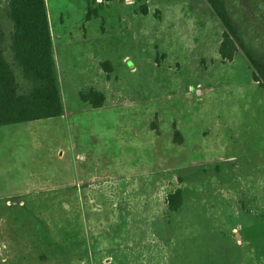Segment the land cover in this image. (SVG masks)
I'll list each match as a JSON object with an SVG mask.
<instances>
[{
    "label": "rangeland",
    "instance_id": "rangeland-1",
    "mask_svg": "<svg viewBox=\"0 0 264 264\" xmlns=\"http://www.w3.org/2000/svg\"><path fill=\"white\" fill-rule=\"evenodd\" d=\"M48 1L66 111L0 125V264H264V88L241 48L221 60L213 10L195 0ZM87 1L104 7L88 21ZM176 1L192 8L178 16ZM226 1L264 61V0ZM148 5L155 19V7L174 12L160 24L141 13ZM181 22L189 40L179 43ZM104 56L116 82L99 67ZM90 87L110 104L85 107L79 90ZM149 178H171L166 196L182 189V206H162ZM138 216L146 231L133 229Z\"/></svg>",
    "mask_w": 264,
    "mask_h": 264
},
{
    "label": "trees",
    "instance_id": "trees-1",
    "mask_svg": "<svg viewBox=\"0 0 264 264\" xmlns=\"http://www.w3.org/2000/svg\"><path fill=\"white\" fill-rule=\"evenodd\" d=\"M221 21L219 54L223 62L233 61L241 48L253 67V80L264 88V61L256 56L253 42H246L226 0H206ZM88 2V1H87ZM102 7L91 9L85 20L99 16ZM147 8L142 12L147 13ZM4 14L9 36L0 28V125L58 117L64 106L53 53L45 0H6ZM105 70L111 71L108 62ZM82 101L93 107L105 103V94L95 88L80 92ZM171 211L183 204L182 189L167 196Z\"/></svg>",
    "mask_w": 264,
    "mask_h": 264
},
{
    "label": "crops",
    "instance_id": "crops-1",
    "mask_svg": "<svg viewBox=\"0 0 264 264\" xmlns=\"http://www.w3.org/2000/svg\"><path fill=\"white\" fill-rule=\"evenodd\" d=\"M45 1H46V8H47L48 18H49V23H50V30H51L52 43H53V53H54L55 64H56V69H57V74H58V79H59V85H60V90H61V95H62V100H63V106H64V112L63 113H65V111H66L65 101H66V98H67V95H66L67 93L65 91L66 90V83H65L64 76L63 75L61 76V74H60L61 72H59V65H58L59 62H58V58H57V49H59L61 47V45H60V43H61V41H60V39H61V37H60L61 30H60L59 26L54 22V14L49 11V3H48L49 1L48 0H45ZM110 1L111 0H108L107 5L110 3ZM195 1L200 6L198 9L202 8L203 11H205L207 13V15L211 18V16L213 15L212 14V10L213 9L209 5V3L206 0H195ZM127 2L130 3L131 1L127 0ZM147 3L149 4L148 0H147ZM187 3H189V2H187ZM87 4H88V2H87ZM185 6L190 9V8H192V3H191V5L190 4H185L184 5V3H182V2L176 1L175 7L173 6V9H174V11L176 12V14L178 16L179 15L181 16V15H183L182 13L184 12V7ZM87 7H88V5H87ZM87 7H86V12H87ZM146 8L148 10L147 13L146 14L143 13V12H141V13H143L145 16H149L152 13V15H153V17L155 19L154 12H153L152 8L149 5ZM155 9H158V10L161 11V18L155 19L160 24H166V22H168L170 14L174 12L172 9H169V8L168 9L166 8L164 10V9L159 8V7H155ZM133 11L134 12H139V11H137V8H134ZM180 24H182V25L179 26L180 30H181L180 31V35L179 34L176 35V37L178 39H180V40H178L179 43H181L182 41L186 42L187 40H189V37H188V34H187V30H186V27H188V26L185 23H183V22H181ZM200 26L203 27V23H201ZM83 28L85 30V26L84 25H83ZM109 32H110V28L106 24V22H104L102 24V36H107ZM83 35H84V39H86V37H85L86 36V31H83ZM166 39H167L168 43L172 44L173 42H175V40L174 39L172 40V38L168 39V37H167ZM163 54L166 55L167 53L164 52ZM237 54H238V52H237ZM103 62H108L110 64L111 71H107V70H105L103 68V66H102ZM98 64H99V67L101 68V70L103 71V73L105 75V78L107 79L108 82H110V81L116 82L118 80V75H117V72H116V66L114 64V59H111V56H109V57L104 56L102 60L98 61ZM60 71H61V67H60ZM90 88H95L97 90L102 91L105 94V98H106L105 99V103L102 106H100V107H93L89 103L83 101V103L85 104V107L101 109V108H103V107H105V106L110 104V101H111L110 98H112V97H109V94H107L105 91H103L102 89H100L98 87H90ZM90 88H88V89H90ZM88 89H86V90H88ZM81 91H83V90L82 89L79 90V97H80V92ZM180 142H181L180 146L176 147V148H178V150H177L178 153H181V152H183V150H186L185 143H187V140L186 139H184V140L182 139V140H180ZM170 146H172V145L170 144ZM146 181L147 182H152V185H155L156 181H157V183H158V190H157L158 191V193H157L158 201L162 204V206L167 205V201H166V197H167L166 195L167 194L165 192L167 190L168 191L171 190L170 186H171V183H172V179L171 178H168V179L165 178V179H158L157 180L155 178H151V179L149 178ZM159 192H161V194ZM104 199L105 198H103V200ZM106 199L108 200V198H106ZM142 202L143 203H141V204L147 205L146 201H142ZM115 203H122V201H118L117 200ZM153 203H155V201H153ZM146 221L147 220H145L143 222L142 219L140 218V216H138V217L133 218L130 222H132V225H133V223L136 224V226H134L133 229L139 230V231L142 232V230L146 231L145 229H147V227H148V226L145 225ZM155 252H156V250H155Z\"/></svg>",
    "mask_w": 264,
    "mask_h": 264
}]
</instances>
